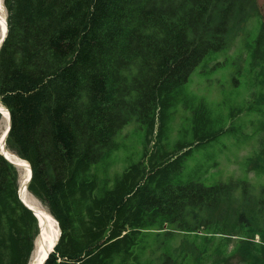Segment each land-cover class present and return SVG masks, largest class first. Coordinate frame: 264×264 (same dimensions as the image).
I'll return each mask as SVG.
<instances>
[{
	"label": "trees",
	"instance_id": "trees-1",
	"mask_svg": "<svg viewBox=\"0 0 264 264\" xmlns=\"http://www.w3.org/2000/svg\"><path fill=\"white\" fill-rule=\"evenodd\" d=\"M3 2L6 146L30 163L28 189L61 231L45 264H151L144 257L151 242L162 249L160 264H233L232 236L241 238L242 261L264 264V255L247 251L254 245L264 253V185L256 194L246 179L208 184L217 162L194 160L221 136L242 131L236 119L250 105L217 111L187 89L195 68L226 47L232 26L248 20L255 0ZM253 53L264 63V22ZM179 104L189 114L172 139ZM133 120L147 131L145 150L120 171L117 156L110 158ZM101 163L105 173L112 167V183ZM21 176L0 152V264H29L40 233L19 197Z\"/></svg>",
	"mask_w": 264,
	"mask_h": 264
},
{
	"label": "rangeland",
	"instance_id": "rangeland-1",
	"mask_svg": "<svg viewBox=\"0 0 264 264\" xmlns=\"http://www.w3.org/2000/svg\"><path fill=\"white\" fill-rule=\"evenodd\" d=\"M255 3L256 11H252L247 21L232 26L226 47L207 56L195 68L187 89L204 98L217 111L223 109L224 112H229L233 107L250 105L248 112L242 113L236 119V124L243 125L242 131L233 136H221L216 143L198 151L194 160L206 165L217 162L205 177L208 184L228 182L232 178L246 179L252 182L255 193L258 194L260 187L264 185V63L254 58L253 50L254 40L264 22V0H255ZM188 114L182 104H179L173 114L172 139L178 136V129L186 124L185 118ZM5 125L6 120L3 119L2 129ZM238 136L242 138L241 142ZM116 140L120 143V149L110 160L113 161L117 156L115 169L122 171L143 156L147 131L137 120H133L120 130ZM99 167L102 169L101 176L109 177L112 183V167L107 173L103 171L104 163L99 164ZM21 180L23 181V177ZM59 233L60 230L57 237ZM232 238L229 251L235 256L232 259L233 264H247L240 257L244 253L239 249L241 238ZM194 241L199 242L200 239L195 238ZM254 241L260 242L258 235ZM151 243L153 245L148 247L144 257L151 264H160L162 249H155L154 242ZM174 244L182 246V237ZM247 251L254 255H264L262 249H254V245H249Z\"/></svg>",
	"mask_w": 264,
	"mask_h": 264
},
{
	"label": "bare ground",
	"instance_id": "bare-ground-1",
	"mask_svg": "<svg viewBox=\"0 0 264 264\" xmlns=\"http://www.w3.org/2000/svg\"><path fill=\"white\" fill-rule=\"evenodd\" d=\"M0 16H1V22H0V39L2 38L3 32L5 30V21L3 20L6 16L5 14V9L2 4V0H0ZM0 108L4 112V117L3 119L6 120V125L8 123L9 119V114L8 111L6 110V107L0 102ZM2 119V121H3ZM1 148L10 154L12 158H14L17 162H19L22 165V171L25 175L23 176V181L21 184H24L23 187L21 188V194L23 199H25L30 205H33L36 208V212L39 215L40 222L43 224V229H42V235L38 237L35 246V249L33 251L31 260L29 264H41L46 257L48 251L52 247V245L57 241V234L59 232L58 228V222L55 220V218L50 214V212L44 207V205L33 195L30 193L29 189H27L25 186V181L27 180L26 178L29 175V167L27 162L24 160H21V158L14 152H12L10 149L7 148L6 144L0 143ZM60 235V233H59Z\"/></svg>",
	"mask_w": 264,
	"mask_h": 264
},
{
	"label": "water",
	"instance_id": "water-1",
	"mask_svg": "<svg viewBox=\"0 0 264 264\" xmlns=\"http://www.w3.org/2000/svg\"><path fill=\"white\" fill-rule=\"evenodd\" d=\"M2 4H3V7L5 8V6H4V2H3V0H2ZM4 21H5V30H4V32H3V35H2V38H1V40H0V49H1V47H2V44H3V42H4V40H5V38H6V36H7V33H8V23H7V18H6V16H5V18L3 19ZM0 22H1V16H0ZM6 110L8 111V114H9V119H8V123H7V126L3 129V131H2V134H1V137H0V143L2 142V143H4V144H6L7 143V137H8V134H9V131H10V129H11V124H12V121H11V113H10V111H9V109L6 107ZM0 113L3 115L4 114V112H3V110L0 108ZM3 117H4V115H3ZM0 152H1V154L9 161V162H11L13 165H15L19 170H21L22 171V165L19 163V162H17L14 158H12L11 156H10V154L9 153H7V152H5L2 148H1V146H0ZM21 158V157H20ZM21 160H24L25 162H27V164H28V167H29V170H30V172H29V175H28V177L26 178L27 180L25 181V186L24 187H26L27 189L29 188V185H30V183H31V179H32V168H31V165H30V163L27 161V160H25V159H23V158H21ZM25 175V171H24V173H23V171H22V177ZM21 182H22V180H21ZM23 185L24 184H21V186H20V189H19V197L21 198V200L23 201V203L29 208V209H31L32 211H33V213L35 214V216L38 218V220H39V226H40V233H39V236H41L42 235V229H43V227H45V226H43V224L40 222V218H39V215H38V213L36 212V206L34 207L33 205H30L25 199H23V197H22V194H21V188L23 187ZM60 233H61V231H60ZM38 238V237H37ZM58 239H59V237L57 238V241L52 245V247L50 248V250L48 251V253H47V255H46V257L44 258V260H43V262L41 263V264H45V262H46V260H47V258L49 257V255L51 254V252L54 250V248H55V245L57 244V242H58ZM37 240V239H36Z\"/></svg>",
	"mask_w": 264,
	"mask_h": 264
}]
</instances>
